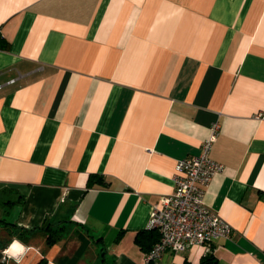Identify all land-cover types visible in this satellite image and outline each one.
I'll return each mask as SVG.
<instances>
[{"label":"crops","instance_id":"1","mask_svg":"<svg viewBox=\"0 0 264 264\" xmlns=\"http://www.w3.org/2000/svg\"><path fill=\"white\" fill-rule=\"evenodd\" d=\"M0 85V251L23 246L2 262L146 264L218 121L203 201L233 232L210 250L264 264V0H0Z\"/></svg>","mask_w":264,"mask_h":264},{"label":"built area","instance_id":"2","mask_svg":"<svg viewBox=\"0 0 264 264\" xmlns=\"http://www.w3.org/2000/svg\"><path fill=\"white\" fill-rule=\"evenodd\" d=\"M219 130L220 123L213 122L199 152L176 161L173 191L151 209L150 222L158 239L146 252V264H156L166 250L180 252L195 244L209 250L213 239L231 236L233 227L203 201L212 177L223 169L210 157ZM8 248L2 249L1 260L11 256Z\"/></svg>","mask_w":264,"mask_h":264},{"label":"trees","instance_id":"3","mask_svg":"<svg viewBox=\"0 0 264 264\" xmlns=\"http://www.w3.org/2000/svg\"><path fill=\"white\" fill-rule=\"evenodd\" d=\"M2 223H5V224H7V225H9L11 228L12 227H15V225H13V224H10V223H7L6 221H4V220H0V224H2ZM19 232V235L20 236H22L23 235V231L21 230H18ZM57 238V236L55 237L54 236V232L52 233V232H50L49 234H48V241L49 242H51V241H54L55 239ZM0 264H6L5 262H2L1 260H0ZM38 264H40V263H38ZM187 264H190V263H187ZM197 264H219V262H218V259H217V257L213 254V252L209 249V250H207L203 255H202V257L200 258V260H199V262L197 263Z\"/></svg>","mask_w":264,"mask_h":264},{"label":"clouds","instance_id":"4","mask_svg":"<svg viewBox=\"0 0 264 264\" xmlns=\"http://www.w3.org/2000/svg\"><path fill=\"white\" fill-rule=\"evenodd\" d=\"M17 248L23 250V246L20 245L18 242L14 241L13 244L10 245L9 249L7 250V252L11 253L12 249H17ZM13 255H15V254H13Z\"/></svg>","mask_w":264,"mask_h":264},{"label":"water","instance_id":"5","mask_svg":"<svg viewBox=\"0 0 264 264\" xmlns=\"http://www.w3.org/2000/svg\"><path fill=\"white\" fill-rule=\"evenodd\" d=\"M17 242V241H16ZM9 249V248H8ZM18 249V252H20L21 251V249H19V248H17ZM17 249H15V250H17ZM14 251V249H12V251H11V255L14 253L13 252ZM3 258V252L2 251H0V260Z\"/></svg>","mask_w":264,"mask_h":264},{"label":"rangeland","instance_id":"6","mask_svg":"<svg viewBox=\"0 0 264 264\" xmlns=\"http://www.w3.org/2000/svg\"><path fill=\"white\" fill-rule=\"evenodd\" d=\"M0 242H1V239H0Z\"/></svg>","mask_w":264,"mask_h":264}]
</instances>
